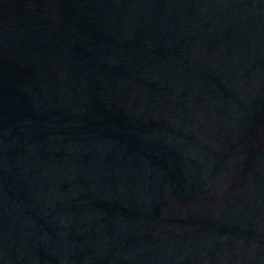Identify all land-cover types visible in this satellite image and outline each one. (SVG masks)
<instances>
[{
    "label": "water",
    "instance_id": "obj_1",
    "mask_svg": "<svg viewBox=\"0 0 264 264\" xmlns=\"http://www.w3.org/2000/svg\"><path fill=\"white\" fill-rule=\"evenodd\" d=\"M0 264H264V0H0Z\"/></svg>",
    "mask_w": 264,
    "mask_h": 264
}]
</instances>
